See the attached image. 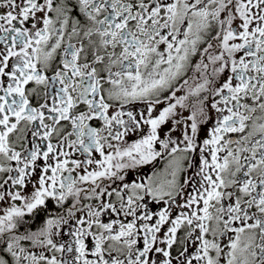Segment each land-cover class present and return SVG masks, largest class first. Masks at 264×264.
Instances as JSON below:
<instances>
[{"label":"snow or ice","instance_id":"snow-or-ice-1","mask_svg":"<svg viewBox=\"0 0 264 264\" xmlns=\"http://www.w3.org/2000/svg\"><path fill=\"white\" fill-rule=\"evenodd\" d=\"M0 10V264H264V0Z\"/></svg>","mask_w":264,"mask_h":264},{"label":"flooded vegetation","instance_id":"flooded-vegetation-1","mask_svg":"<svg viewBox=\"0 0 264 264\" xmlns=\"http://www.w3.org/2000/svg\"><path fill=\"white\" fill-rule=\"evenodd\" d=\"M0 11H3V10H0ZM132 139H135V137L133 136ZM164 164H165V160L164 159H161V160H159L155 164V168L156 169H161V168H163ZM143 171L144 172H150L151 171V168H145ZM188 174L191 175L192 174V171L190 170ZM135 176H136V173H132V178H135ZM40 215L42 217L43 216V213H41Z\"/></svg>","mask_w":264,"mask_h":264}]
</instances>
